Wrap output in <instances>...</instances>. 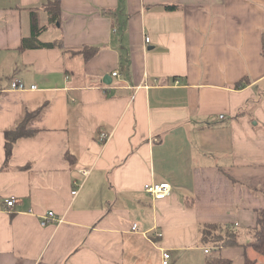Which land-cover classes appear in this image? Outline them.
Returning <instances> with one entry per match:
<instances>
[{"label": "crops", "instance_id": "1", "mask_svg": "<svg viewBox=\"0 0 264 264\" xmlns=\"http://www.w3.org/2000/svg\"><path fill=\"white\" fill-rule=\"evenodd\" d=\"M49 1L0 0V264H264V0ZM33 9L63 46L20 48Z\"/></svg>", "mask_w": 264, "mask_h": 264}, {"label": "trees", "instance_id": "2", "mask_svg": "<svg viewBox=\"0 0 264 264\" xmlns=\"http://www.w3.org/2000/svg\"><path fill=\"white\" fill-rule=\"evenodd\" d=\"M167 10H172L177 8L176 5L166 6ZM60 12H61V2L60 0H52L46 5V13L49 16V23H57L60 21ZM38 11L33 9L31 11L32 17V35L30 37L22 38L20 48L21 49H31L37 47H55V46H63L61 41L59 42H45L42 43L39 41V36L44 32L47 27V24L44 26H40V19L38 17ZM97 51V48L94 47L90 53V49H86L85 58L90 57ZM241 85V83L236 86ZM24 126H20V129L14 131H8L6 134V151L7 158L10 157L13 143L20 135H23L25 131L22 129ZM257 225L249 231L252 239L249 245H252L255 249L264 251V208L257 210ZM201 238L208 243V241H214L220 245H229V246H237L239 244V238L237 237V232L230 230V228L223 226V224H210L208 227H204L200 231ZM221 262V261H220ZM245 264H256V260L253 258H246Z\"/></svg>", "mask_w": 264, "mask_h": 264}, {"label": "built area", "instance_id": "3", "mask_svg": "<svg viewBox=\"0 0 264 264\" xmlns=\"http://www.w3.org/2000/svg\"><path fill=\"white\" fill-rule=\"evenodd\" d=\"M150 40V37L146 35L145 41L148 43ZM114 75H117V72L114 73ZM10 89L12 90H32V89H38L36 84H32L31 86H27L26 83L21 79H13L10 83ZM111 133H101L99 138L100 141L105 143L109 138L111 137ZM173 185L170 182H163V183H149L145 186V190L147 193L151 194L153 197H156L157 199H164L167 196H169L172 192ZM78 193V190L73 191V195H76ZM7 206H13L16 204L17 197L15 195H10L6 200ZM55 214L54 211H49L45 215L41 216V224L43 226H46L53 222L55 220ZM139 229L138 224L133 225V230L137 231ZM210 248L208 247L205 251L208 252ZM209 253V252H208ZM171 257V253L168 251L163 252V264H169V259Z\"/></svg>", "mask_w": 264, "mask_h": 264}, {"label": "water", "instance_id": "4", "mask_svg": "<svg viewBox=\"0 0 264 264\" xmlns=\"http://www.w3.org/2000/svg\"><path fill=\"white\" fill-rule=\"evenodd\" d=\"M110 78H111V76L106 75L105 78H104V81H108ZM107 79H108V80H107Z\"/></svg>", "mask_w": 264, "mask_h": 264}, {"label": "rangeland", "instance_id": "5", "mask_svg": "<svg viewBox=\"0 0 264 264\" xmlns=\"http://www.w3.org/2000/svg\"><path fill=\"white\" fill-rule=\"evenodd\" d=\"M260 261H261V262H260ZM260 261L258 260V264H259V262H260L261 264H263V261H262V260H260Z\"/></svg>", "mask_w": 264, "mask_h": 264}]
</instances>
